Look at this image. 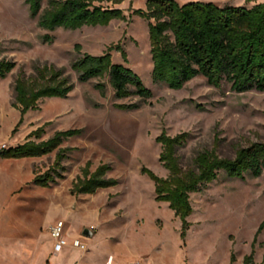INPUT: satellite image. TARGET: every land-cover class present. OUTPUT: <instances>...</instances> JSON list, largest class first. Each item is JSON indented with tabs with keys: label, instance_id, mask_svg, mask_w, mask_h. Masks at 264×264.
Returning a JSON list of instances; mask_svg holds the SVG:
<instances>
[{
	"label": "rangeland",
	"instance_id": "rangeland-1",
	"mask_svg": "<svg viewBox=\"0 0 264 264\" xmlns=\"http://www.w3.org/2000/svg\"><path fill=\"white\" fill-rule=\"evenodd\" d=\"M176 1L246 7L264 2ZM47 6L44 0L43 10ZM121 7L126 18L108 26L49 31L32 17L25 0H0V58L16 63L0 80V147L25 142L48 122L42 139L57 130H82L64 141L63 147L74 150L63 161L64 178L49 187L34 180L53 167L57 151L40 157H0V264H245L253 249L252 264H263L264 229L258 236L257 231L264 221V172L244 179L222 172L192 193L194 212L183 238L182 220L169 203L156 200L155 183L142 169L168 176L157 142L164 130L171 136L189 133L178 150L184 168L193 165L200 151L213 150L216 144L220 156L234 158L239 148L264 141V92H236L228 83L217 88L203 76L179 90L155 83L150 22L135 14L136 9H146V0H125ZM46 35L51 40H45ZM108 51L115 63L141 77L153 92L149 99L143 102L135 95L117 99L109 77L78 80L71 68L74 60ZM45 64L64 68L73 90L67 98L41 99L19 124L21 111L13 105L16 80L35 76V67ZM100 82L106 85L104 95L95 87ZM123 103L141 106L134 110L116 106ZM89 161L91 171L102 163L110 165L108 177L119 183L73 195V184ZM59 220L72 238L84 239L88 252L71 244L60 253L54 251L50 228ZM86 228L92 236L83 235Z\"/></svg>",
	"mask_w": 264,
	"mask_h": 264
},
{
	"label": "trees",
	"instance_id": "trees-1",
	"mask_svg": "<svg viewBox=\"0 0 264 264\" xmlns=\"http://www.w3.org/2000/svg\"><path fill=\"white\" fill-rule=\"evenodd\" d=\"M25 1L32 17L38 18L40 27L49 31L59 27L75 30L84 26H108L114 20L126 18L121 7L125 0H47L48 6L44 10V0ZM135 14L150 22L152 78L155 83L179 90L195 77L203 76L209 85L217 88L228 83L236 92H264V2L246 7L220 6L203 1L180 4L176 0H146V9H136ZM45 40H51V36L46 35ZM76 47L81 48L80 45ZM122 55L127 60L126 53ZM15 67V61L0 58V80ZM71 68L80 82L109 77L117 99L135 95L144 102L153 95L134 70L113 61L110 51L102 55L85 53L72 62ZM35 70V76L19 77L15 83L13 105L21 111L19 124L30 110L39 107L41 99L67 98L74 87L64 68L45 64L36 66ZM95 87L103 95L106 93L105 83H97ZM116 106L134 110L140 108L141 103ZM48 123L32 131L25 142L0 149V157L16 159L40 157L57 151L53 167L35 177L34 183L43 187L64 178L66 168L63 161L74 148L62 145L69 137L82 132L81 129L57 130L50 138L42 139ZM188 138L189 133L171 136L165 130L157 137L162 147L159 160L168 170L167 177H161L147 167L142 169L155 183L156 200L169 203L182 220L183 238L191 225L189 217L194 212L192 193L218 179L222 172L239 179L246 175L259 177L264 172V141L239 148L234 158L220 156L216 144L213 150L200 151L193 165L184 168L178 150ZM110 170V165L102 163L91 171V162H87L82 175L73 184L72 194L95 193L117 185L118 180L108 177ZM263 229L264 221L257 236ZM253 257L254 249L245 257L244 263L252 264Z\"/></svg>",
	"mask_w": 264,
	"mask_h": 264
},
{
	"label": "built area",
	"instance_id": "built-area-1",
	"mask_svg": "<svg viewBox=\"0 0 264 264\" xmlns=\"http://www.w3.org/2000/svg\"><path fill=\"white\" fill-rule=\"evenodd\" d=\"M1 148L6 147H0V149ZM50 232L53 239L55 240L54 251L56 253H60L61 251H63V249L69 246V244L77 249L82 250L84 253L89 251L88 245L83 238L76 237L72 238V240L70 241V235L65 231V222L63 220H59L55 224H53L50 228Z\"/></svg>",
	"mask_w": 264,
	"mask_h": 264
},
{
	"label": "water",
	"instance_id": "water-1",
	"mask_svg": "<svg viewBox=\"0 0 264 264\" xmlns=\"http://www.w3.org/2000/svg\"><path fill=\"white\" fill-rule=\"evenodd\" d=\"M83 235L84 236H87V237H90V236H92L93 235V233H92V231L90 230V229H85L84 231H83Z\"/></svg>",
	"mask_w": 264,
	"mask_h": 264
},
{
	"label": "crops",
	"instance_id": "crops-1",
	"mask_svg": "<svg viewBox=\"0 0 264 264\" xmlns=\"http://www.w3.org/2000/svg\"><path fill=\"white\" fill-rule=\"evenodd\" d=\"M69 235H70V233H69ZM70 239H72L71 235H70Z\"/></svg>",
	"mask_w": 264,
	"mask_h": 264
}]
</instances>
